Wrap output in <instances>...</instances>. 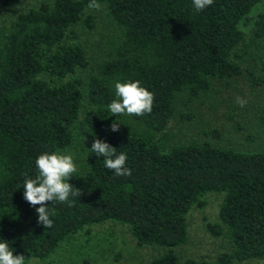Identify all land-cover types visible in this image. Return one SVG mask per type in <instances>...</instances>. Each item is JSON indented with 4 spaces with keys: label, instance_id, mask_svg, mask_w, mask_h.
Segmentation results:
<instances>
[{
    "label": "trees",
    "instance_id": "obj_1",
    "mask_svg": "<svg viewBox=\"0 0 264 264\" xmlns=\"http://www.w3.org/2000/svg\"><path fill=\"white\" fill-rule=\"evenodd\" d=\"M263 1L214 0L197 11L193 0H98L112 30L86 81L73 76L90 67L87 49L64 39L74 25L96 27L90 0H41L0 26V240L32 264L68 236L111 220L129 225L140 246L166 249L149 264H210L182 261L176 249L189 240V212L218 193L219 221L207 225L226 242L218 262L264 258V151L224 149L210 140L167 146L166 134L175 116L194 117L187 108L218 107L217 82L245 77L250 87L264 88V62L259 70L249 62L264 45V9L249 35L240 26ZM136 80L154 93L152 112L111 115L115 83ZM97 138L127 155L131 176L104 166L91 151ZM75 145L83 160L69 182L81 196L48 202L54 226L45 229L22 185L37 177L40 154Z\"/></svg>",
    "mask_w": 264,
    "mask_h": 264
},
{
    "label": "rangeland",
    "instance_id": "obj_2",
    "mask_svg": "<svg viewBox=\"0 0 264 264\" xmlns=\"http://www.w3.org/2000/svg\"><path fill=\"white\" fill-rule=\"evenodd\" d=\"M41 0H24L5 6L0 5V26L10 24L21 12L39 7ZM264 9V1L257 4L250 15L241 22V28L249 35L254 27L257 15ZM96 27L89 29L77 24L68 31L65 43H82L91 60L90 67L80 69L73 77L86 81L96 59L104 53L105 35L112 28L107 8L91 10ZM114 28V27H113ZM249 62L259 70L264 62V45L260 51L254 52ZM220 93L216 96L218 107L209 102L198 103L187 108L193 112L192 119L181 121L175 116L168 128V145L190 143L194 140L202 142L210 140L216 147L238 151H264V88L250 87L245 77H237L231 82H217ZM237 97L247 100L245 107L236 103ZM182 109V107H180ZM234 115L235 119L230 115ZM239 123V124H238ZM209 133V134H207ZM80 144L84 142L80 139ZM80 145L61 151L72 155L78 165L83 157L79 156ZM202 200L204 206H195L187 216L189 224V240L176 249L180 259H204L210 264H220L218 257L227 251L222 237L213 235L208 230V222H218L223 194L208 193ZM166 249L160 246H140L133 235L131 227L116 221L92 224L81 231L68 236L57 249L44 259L32 258V264H149L160 257ZM234 264H264V258L251 259Z\"/></svg>",
    "mask_w": 264,
    "mask_h": 264
},
{
    "label": "clouds",
    "instance_id": "obj_3",
    "mask_svg": "<svg viewBox=\"0 0 264 264\" xmlns=\"http://www.w3.org/2000/svg\"><path fill=\"white\" fill-rule=\"evenodd\" d=\"M213 3L214 0H193V6L197 11H202ZM101 7L98 0H90L88 4L89 9L100 10ZM114 88L116 99L108 105L111 115L140 117L152 112L154 93L141 86L140 81L116 82ZM236 103L240 107H245L247 100L237 97ZM120 123L118 119L113 121L111 131H119ZM91 151L97 157H103L104 166L113 170L117 176L132 175L131 169L126 166L127 155L123 152L117 154L116 148L109 143L97 138L92 144ZM35 167L38 175L34 179L25 178L22 185L23 198L36 208L37 222L45 229H50L54 226V221L50 218L48 202L70 203V197L81 196L78 188L77 191H73V185L69 182L72 176H78V169L72 155L58 152L40 154L35 160ZM0 264H26V258L23 254H14L7 240H0Z\"/></svg>",
    "mask_w": 264,
    "mask_h": 264
}]
</instances>
